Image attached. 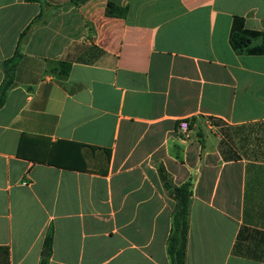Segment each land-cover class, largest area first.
Masks as SVG:
<instances>
[{
	"label": "crops",
	"instance_id": "1",
	"mask_svg": "<svg viewBox=\"0 0 264 264\" xmlns=\"http://www.w3.org/2000/svg\"><path fill=\"white\" fill-rule=\"evenodd\" d=\"M233 30L264 0H0V264H170L163 173L186 264H264V50Z\"/></svg>",
	"mask_w": 264,
	"mask_h": 264
},
{
	"label": "trees",
	"instance_id": "2",
	"mask_svg": "<svg viewBox=\"0 0 264 264\" xmlns=\"http://www.w3.org/2000/svg\"><path fill=\"white\" fill-rule=\"evenodd\" d=\"M39 1V0H28ZM108 15H120L124 16L127 13V9H120L117 6H109ZM31 29V27L29 28ZM28 29V31H29ZM27 33V32H26ZM25 33L22 34V37ZM232 47L239 53H261L264 50V32L248 31L244 30L238 32L233 30L230 38ZM261 43L260 46L258 44ZM257 45L255 48H250ZM21 55L19 52L8 60L5 64L6 78L4 84L0 89V108L5 104L6 96L9 89L13 86L14 76L18 60ZM63 67H65L63 65ZM64 74H68V70L60 71ZM162 178L165 188L173 195L176 201L175 209L172 213V227L170 236L167 243V251L170 259V264H186V250L188 243L189 225H190V212L192 205V183H184L180 186H174L168 182L166 175L163 173ZM53 244V235L49 233L45 247L50 250ZM41 264H47V260L43 259Z\"/></svg>",
	"mask_w": 264,
	"mask_h": 264
},
{
	"label": "built area",
	"instance_id": "3",
	"mask_svg": "<svg viewBox=\"0 0 264 264\" xmlns=\"http://www.w3.org/2000/svg\"><path fill=\"white\" fill-rule=\"evenodd\" d=\"M180 128H181V130H182V132H183L184 134H187L188 131H189L188 123L185 122V121L181 123Z\"/></svg>",
	"mask_w": 264,
	"mask_h": 264
},
{
	"label": "water",
	"instance_id": "4",
	"mask_svg": "<svg viewBox=\"0 0 264 264\" xmlns=\"http://www.w3.org/2000/svg\"><path fill=\"white\" fill-rule=\"evenodd\" d=\"M43 256L44 257H47L48 256V249H45Z\"/></svg>",
	"mask_w": 264,
	"mask_h": 264
}]
</instances>
